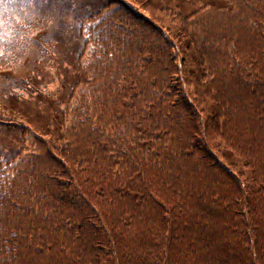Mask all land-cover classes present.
I'll return each mask as SVG.
<instances>
[{"label":"trees","instance_id":"obj_1","mask_svg":"<svg viewBox=\"0 0 264 264\" xmlns=\"http://www.w3.org/2000/svg\"><path fill=\"white\" fill-rule=\"evenodd\" d=\"M0 264H264V0H0Z\"/></svg>","mask_w":264,"mask_h":264}]
</instances>
